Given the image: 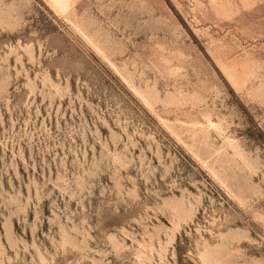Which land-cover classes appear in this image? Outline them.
Returning <instances> with one entry per match:
<instances>
[{"label": "rangeland", "instance_id": "374dc122", "mask_svg": "<svg viewBox=\"0 0 264 264\" xmlns=\"http://www.w3.org/2000/svg\"><path fill=\"white\" fill-rule=\"evenodd\" d=\"M0 264H264V0H0Z\"/></svg>", "mask_w": 264, "mask_h": 264}]
</instances>
